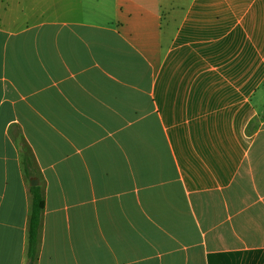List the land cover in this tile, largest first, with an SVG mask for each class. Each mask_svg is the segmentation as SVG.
I'll list each match as a JSON object with an SVG mask.
<instances>
[{"label":"crops","instance_id":"0c3cea01","mask_svg":"<svg viewBox=\"0 0 264 264\" xmlns=\"http://www.w3.org/2000/svg\"><path fill=\"white\" fill-rule=\"evenodd\" d=\"M32 179L33 264H264V0H0V264Z\"/></svg>","mask_w":264,"mask_h":264},{"label":"trees","instance_id":"16d2710c","mask_svg":"<svg viewBox=\"0 0 264 264\" xmlns=\"http://www.w3.org/2000/svg\"><path fill=\"white\" fill-rule=\"evenodd\" d=\"M24 165L27 175L31 178L32 172L30 171L31 162L27 155L24 157ZM32 195L31 213H30V224H29V238H28V259L29 262L34 263L37 259L38 248H39V236L42 213L45 209V199L41 188L39 186L30 187Z\"/></svg>","mask_w":264,"mask_h":264},{"label":"water","instance_id":"95a60500","mask_svg":"<svg viewBox=\"0 0 264 264\" xmlns=\"http://www.w3.org/2000/svg\"><path fill=\"white\" fill-rule=\"evenodd\" d=\"M39 185V181H38V179H32L31 181H30V186L31 187H36V186H38ZM28 264H33L32 262H29Z\"/></svg>","mask_w":264,"mask_h":264}]
</instances>
